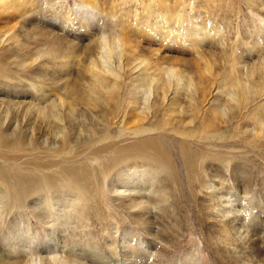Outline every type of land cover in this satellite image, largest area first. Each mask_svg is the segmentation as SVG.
<instances>
[{
    "label": "rangeland",
    "instance_id": "374dc122",
    "mask_svg": "<svg viewBox=\"0 0 264 264\" xmlns=\"http://www.w3.org/2000/svg\"><path fill=\"white\" fill-rule=\"evenodd\" d=\"M83 1H92L93 8L89 11L94 14L92 19L99 20L100 24L88 21L91 24L89 28H80L85 25L80 19L83 13L79 8ZM161 1L164 3L160 0H0V41L9 34L11 37L3 45V41L0 42L1 71L4 75H10L3 81L6 83L0 85V103L6 104L10 110L8 120L12 122L17 117L21 119L22 115L11 107L14 102L40 104L41 94L48 96V100L60 99L66 104L75 101L72 100L74 96L80 99V85L89 82V75L86 74L89 58L82 51L87 45V48L95 47L102 33L123 39L127 46L134 45L131 49L137 48L136 59L145 60L152 67L158 61L160 67L195 76L194 81L200 83L198 89L204 90L200 103L203 105L205 126L200 128L196 123L180 133L186 135L185 138L203 133L208 136L201 137L204 139L197 143L200 146L195 144L190 148L195 156L192 171L183 169L181 160L174 153L178 143L171 139L169 133L164 147L174 153L175 174L168 177L163 173L154 183L157 197H151L156 199L153 211L141 212L140 216L144 219L140 221V216L134 217L117 206L115 194L110 189L107 194L110 200L104 201L98 211L91 209L92 226L87 230H76L89 231L92 237L75 233L77 237L73 238L74 234L69 233L72 229H69L64 234L68 235L70 242L65 250L84 254L83 258L89 263L90 255L84 250L90 238L94 239L90 243L107 251L103 247L108 246L114 235L119 239L123 233H129L138 239L140 237L149 247L155 246L151 258L154 264H243L245 260L246 264H251L252 260L253 264H264V134L260 132L264 129L259 128L257 123L264 119V99L261 102L254 99L247 106L244 103L238 108L234 107L225 118L215 116L214 112L219 110L209 104V99L216 95L217 86L232 64L241 67V70L244 65L251 67L259 63V55L264 57V0ZM162 16L172 24L164 31L167 33L165 37L170 40L153 36L154 33L162 34V27H165ZM192 23L204 27H199L201 37L196 39L200 43L198 46L191 42V37L183 39L192 30ZM63 38L67 42L66 57L51 58L47 48ZM17 44L19 51L15 48ZM38 53L43 54L42 57L32 63ZM206 62L210 63L211 73L218 80L208 76ZM34 79L42 84L38 86L32 83ZM202 85L204 88H201ZM73 89L78 94L70 95ZM108 99L103 95L99 98V104H104ZM186 102L182 99L181 104L187 106ZM231 115L236 122H228L226 117L230 118ZM238 120L243 123H237ZM131 121L128 120L125 128L131 125ZM175 128L182 130V127ZM250 128H254V133L249 132ZM214 130L218 131L212 132ZM189 142L183 143L179 139V144ZM66 164L70 163L59 161L56 169ZM140 176L144 178L146 175ZM113 185L121 188L117 182ZM159 195L164 196L161 201L157 200ZM31 207L28 205L25 209L31 226L26 223L27 216L22 218L24 224L20 223L18 215L4 217V224L0 225V262L11 263L24 256L22 252L27 254L17 247L20 239L26 238V228H30L33 234L39 233V237L45 236V226L31 217ZM35 212L40 213L39 207ZM247 214H254V221H245ZM115 229L117 232L114 233ZM242 236L244 241L240 240ZM34 243L37 249L45 246L42 240ZM245 255L250 257L246 259Z\"/></svg>",
    "mask_w": 264,
    "mask_h": 264
},
{
    "label": "bare ground",
    "instance_id": "6f19581e",
    "mask_svg": "<svg viewBox=\"0 0 264 264\" xmlns=\"http://www.w3.org/2000/svg\"><path fill=\"white\" fill-rule=\"evenodd\" d=\"M91 2L83 1L79 7L83 13L80 19L85 23L80 26L81 29L91 26L88 21L101 23L92 19L94 14L89 11L93 8ZM158 7L157 9H160ZM146 13L151 12L147 10ZM162 19L165 24L162 34L154 33L153 36L170 40L165 37L167 33L164 31L172 24L168 22L167 17L162 16ZM148 27L153 28L151 25ZM199 27L198 24L194 26L192 23V30L188 31L183 39L191 37V42L198 46L200 43L196 39L201 37ZM109 37L102 33L100 38H97L95 47L87 48V45L82 51L89 58L86 68L89 82L80 85V99L74 96L72 100L75 101L66 104L60 99L48 100V96L41 94L40 104L11 102V107L22 114L21 119L17 117L12 122L8 120L10 110L6 108V104L0 103V225L4 224L6 215H18L20 223L24 224L22 218L29 215L25 209L32 205L31 217L45 226L44 237H39L37 232L33 234L30 228L25 229L26 238L20 239L17 247L28 255L22 252L24 256L11 263L2 261L0 264H154L151 258L154 256L155 246L149 247L140 237L138 239L129 233H123L119 239L114 235L108 246L103 247L107 248V251H102L97 244L90 243L94 240L90 238L84 250L90 255L89 263L83 258L84 254L65 250L70 242L68 243V235L64 234L69 229H72L69 233L74 234L73 238L81 233L83 237L88 234L92 237L89 231L76 230H87L92 226L91 209H95L93 212L98 211L104 201L110 200L107 195L110 189L115 194L117 200L114 201L121 210H126L135 215L134 217L138 215V218L141 212L150 213L155 208L156 201L151 198L156 192L154 183L163 173L168 177L175 174L174 153L181 160L183 169L191 172L195 156L190 148L203 140L202 136H208L203 133L197 136L199 138L193 135L185 138L186 135L180 133L196 123L200 128L205 126L203 105L200 103L204 90L198 89L200 83L194 81L195 76L177 73L173 68L160 67L158 61L152 67L153 65H149L145 60L136 59L137 48L131 49L134 45H125L124 40L117 36L110 37L111 39ZM5 38L1 40L3 42L0 41L2 45L11 38L10 34ZM66 43L64 38L57 40L55 44H50L47 53L53 59L65 58ZM15 48L19 51V44ZM42 55L38 53L32 63H36ZM259 56V63H254L251 67L244 65L241 70V67H234L232 64L226 77L221 79L220 85L217 84L220 89L217 88L216 95L208 98L210 106L219 110L214 112L215 116L225 118L234 107L238 108L244 103L247 106L248 102L254 99L259 102L264 99V57ZM2 66L0 61V85L6 83L3 81L10 76L2 73ZM211 68L210 63L206 62V73L212 80H218L211 73ZM31 82L38 86L42 84L36 79ZM201 88H204V85ZM76 92L74 90L70 95L78 94ZM103 95H106L109 101L99 104V98ZM182 99L187 100V106L181 104ZM158 115L162 119H158ZM154 117H157L156 122ZM126 118L132 120L127 128L125 124H128L129 119ZM226 118L230 123L236 122L232 115L231 119ZM237 123L243 122L238 120ZM257 123L259 128L264 129V119ZM146 125L148 126L145 127ZM175 127H182V130ZM9 130L11 132L8 133ZM250 131L254 133V128H250ZM260 132L264 134V130ZM169 133L171 139L178 143L177 150L174 149V144V147L172 146L174 153L164 147ZM180 138L183 143L190 142L186 145L179 144ZM76 146L78 147L75 148ZM59 161L70 164L60 165L56 169ZM140 175L146 176L142 178ZM116 182L121 185L120 189L119 185H113ZM122 182L124 184H121ZM160 195L158 201L164 197ZM38 207L39 214L35 212ZM139 219L141 221L144 217L140 216ZM29 221L28 217L26 223L31 226ZM245 221H254V214H247ZM57 223L59 225H56ZM239 232L242 233L241 230ZM243 237L240 240L244 241ZM36 240H42L45 246L37 249L38 246L34 243ZM247 257L250 256L245 255L246 259ZM245 261L243 264H246Z\"/></svg>",
    "mask_w": 264,
    "mask_h": 264
}]
</instances>
